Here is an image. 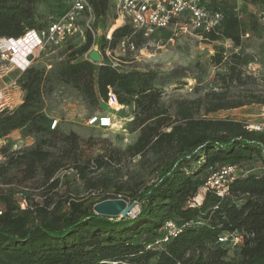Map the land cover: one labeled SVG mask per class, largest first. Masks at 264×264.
Segmentation results:
<instances>
[{
	"label": "trees",
	"instance_id": "1",
	"mask_svg": "<svg viewBox=\"0 0 264 264\" xmlns=\"http://www.w3.org/2000/svg\"><path fill=\"white\" fill-rule=\"evenodd\" d=\"M40 1L51 3L54 16L69 6L68 0H0V36L18 37L47 26L50 20L42 24L36 18ZM89 1L97 19L112 11V0ZM244 1L255 8L248 20L238 0H205L208 10L222 18L211 30L199 31L211 41L228 38L241 51L228 58L223 47L217 49L212 61L227 66L220 76L226 87L195 99L167 105L155 71L122 70L79 59L92 48L91 31L82 46L68 47L70 53L53 70L32 65L23 72V102L0 110V140L16 129L42 135L26 149L1 147L0 264H264V171L241 175L226 197L207 191L201 203L194 201L216 167L240 166L255 156L264 162V130L210 116L263 100L253 92L239 97L230 89L243 83L247 43L264 34V0ZM132 33L130 24L119 25L108 43L114 48ZM133 38L139 47L145 41L139 34ZM52 73L93 106L106 103L112 88L120 104L133 107L136 140L122 149L106 138L83 139L76 131L50 129L41 97ZM136 157L147 175L124 170ZM70 169L81 180L83 192H60L57 174ZM28 186L44 190L42 200L30 204L24 189L17 190ZM20 192L28 199L26 208L20 206ZM110 193L140 202V212L134 217L97 213L95 204L109 199ZM169 219L177 223L178 235L147 248L163 236ZM235 233L242 243L230 256V248L219 238Z\"/></svg>",
	"mask_w": 264,
	"mask_h": 264
},
{
	"label": "rangeland",
	"instance_id": "2",
	"mask_svg": "<svg viewBox=\"0 0 264 264\" xmlns=\"http://www.w3.org/2000/svg\"><path fill=\"white\" fill-rule=\"evenodd\" d=\"M241 15L245 20L249 19L250 12L254 11L251 4L244 0H238ZM56 15L51 3L40 1L36 4V18L42 24L50 20L51 16ZM113 10L105 18H96L92 22V30L89 29L86 19L82 18L79 32L69 41L60 47H47L37 55L33 61L36 67H46L47 71L55 68V65L63 60L71 50L82 46L87 39L88 32H92L93 45L101 52L107 44L106 34L112 32L117 26L113 20ZM174 33V32H173ZM249 37V35L247 36ZM247 47L242 56L243 83L231 85L232 94L244 96L247 93H255L263 99L261 102H253L240 107L223 109L210 114L212 117L230 118L241 121L249 126L264 124V34L260 38H255L247 43ZM72 46L71 50L68 47ZM223 47L225 55L229 58L232 53L240 52L232 40L221 38L211 41L207 39L199 30L182 32L177 30L173 35L169 30L160 31L157 35L145 39L137 51H121L118 42L114 46L115 56L120 61L119 69L122 70H153L156 72V83L162 89V100L167 105H174L178 100L195 99L203 96L209 90L225 88L226 83L220 76L226 72L225 64L216 66L212 61V56L217 49ZM91 48V49H92ZM85 53L80 58H86ZM88 58V57H87ZM51 65V66H50ZM0 88L3 87L5 104L4 107L14 109L18 107L24 98V90L21 88L23 72L15 69L11 63L2 59L0 56ZM44 93L41 97L42 111L47 115H55L61 119L60 129L69 133L76 131L83 139L89 137L106 138L113 145L125 149L133 143L138 131L133 130L132 121L134 119L133 107L121 104V107L114 108L104 102L98 105H90L84 100L82 95L71 85L58 82L53 73L43 85ZM94 113H107L114 115L115 128L105 129L91 127L86 124V119ZM42 133L26 134L23 129L13 130L9 135L2 139L3 145L8 151L16 149H26L34 146ZM4 156L0 154V161ZM240 168L245 174H260L264 171V162L255 156L252 159L242 162ZM124 170L131 173L142 172L147 175V170L141 166L140 157H136L127 165ZM61 179L60 192L70 191L73 193L83 192L82 182L73 170H62L57 174ZM24 189L30 197V204L35 200H42L44 190L35 189L33 186L19 187ZM201 195L199 196V194ZM205 192L199 189L194 201L198 204L204 199ZM109 199L119 198L120 195L110 193ZM199 196V197H198ZM131 203L130 199H127ZM133 211L141 208L140 202ZM3 204L0 202V209ZM136 214V212H135ZM229 236V235H226ZM146 236L137 237L139 240ZM230 256H234L240 250L242 237L232 234L225 240ZM155 260L152 259L151 263ZM107 264H112L111 262ZM123 264H130L124 262Z\"/></svg>",
	"mask_w": 264,
	"mask_h": 264
},
{
	"label": "built area",
	"instance_id": "3",
	"mask_svg": "<svg viewBox=\"0 0 264 264\" xmlns=\"http://www.w3.org/2000/svg\"><path fill=\"white\" fill-rule=\"evenodd\" d=\"M68 2V9L59 16H51L47 26L40 29H29L18 37L0 36V56L2 59L11 63L15 69L24 72L33 65V61L43 49L60 47L72 39L80 30L82 18L87 20V26L93 32L92 22L96 16L90 1L68 0ZM112 10L115 26L128 23L133 29L131 35L122 37L118 41V47L124 52L137 51L140 48L133 38L134 34H139L148 39L164 30H169L172 35L177 30L184 33L192 30L209 31L222 18L221 13H213L208 10L205 0H112ZM112 35L113 32L110 30L105 37L107 44L104 51L101 52L103 63L107 62L113 67L119 68L120 61L114 54L115 49L108 43L112 39ZM1 91L0 110L5 108L6 104L2 101L4 93ZM115 103H119L117 95L112 88H109L106 104L113 106ZM48 116L50 129L59 128L61 119L55 115ZM86 124L91 127L114 129V115L94 113L86 119ZM247 127L258 131L264 130L263 123L247 125ZM3 143L4 140H0V154ZM243 174L244 171L238 165H220L211 171L201 189L205 193L213 191L220 197H226L230 194L231 184ZM18 196L20 206L26 208L28 205L27 197L22 192L18 193ZM162 231L163 236L148 244L147 248L167 242L170 237L178 235L179 228L174 220L169 219L164 223ZM227 239L228 236L219 238L221 242Z\"/></svg>",
	"mask_w": 264,
	"mask_h": 264
},
{
	"label": "water",
	"instance_id": "4",
	"mask_svg": "<svg viewBox=\"0 0 264 264\" xmlns=\"http://www.w3.org/2000/svg\"><path fill=\"white\" fill-rule=\"evenodd\" d=\"M88 59L96 64L103 63V55L101 51L97 48H92L89 50ZM137 206L136 202H128L124 198H113V199H105L103 201L95 204L94 208L97 213L111 215V216H136L140 210L133 211ZM136 212V214H135Z\"/></svg>",
	"mask_w": 264,
	"mask_h": 264
},
{
	"label": "bare ground",
	"instance_id": "5",
	"mask_svg": "<svg viewBox=\"0 0 264 264\" xmlns=\"http://www.w3.org/2000/svg\"><path fill=\"white\" fill-rule=\"evenodd\" d=\"M1 92H3V90L1 91ZM113 107L114 108H118V107H121V104L120 103H115V104H113ZM201 195V193L199 194V196ZM198 196V197H199Z\"/></svg>",
	"mask_w": 264,
	"mask_h": 264
},
{
	"label": "crops",
	"instance_id": "6",
	"mask_svg": "<svg viewBox=\"0 0 264 264\" xmlns=\"http://www.w3.org/2000/svg\"><path fill=\"white\" fill-rule=\"evenodd\" d=\"M0 90H3V87H2V88H0Z\"/></svg>",
	"mask_w": 264,
	"mask_h": 264
}]
</instances>
